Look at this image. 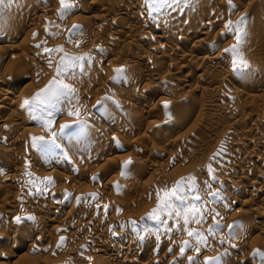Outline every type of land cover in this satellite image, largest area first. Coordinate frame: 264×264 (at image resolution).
<instances>
[{
  "label": "rangeland",
  "instance_id": "obj_1",
  "mask_svg": "<svg viewBox=\"0 0 264 264\" xmlns=\"http://www.w3.org/2000/svg\"><path fill=\"white\" fill-rule=\"evenodd\" d=\"M97 1H98V3H97ZM101 1H103V0H101ZM203 1H205V0H203ZM208 1H211V4ZM212 1H214V3ZM239 1L235 0V2H238L237 4L240 3L242 6L238 5L239 6V9H238L237 8L238 6H236L237 4L233 0L232 1L233 9H232L228 3V0H216L217 3H215V0H207L206 2H208V3H206V4H208V6H207V8H205L206 12H205L204 18L207 17V12H208V16H209L210 13H212L211 11L214 10V8H217L219 6L220 7L223 6L222 8H220V7L217 8V10H219L218 12L223 11L222 12V18L224 20L221 17L217 18L218 16H221V12L219 14L217 12H215L216 14H218L216 17L217 19L215 18L217 21V22L215 21L217 23V26L208 28L204 25L205 30L203 29V31H202L203 33L194 36V38L191 39V43L189 42L187 45L190 46V44H194V45L195 44L196 45L201 44L200 41H202L203 46H204L206 43H208V41L209 42L212 41V42H214V45H215L214 46L215 51H218L224 55V56H222L223 60L225 61V62L223 61L224 64L229 63L228 65H231L230 56L226 53H223L224 52L223 50L225 48L230 47L232 44H234L235 40L233 38V35L230 32H228L227 29L225 30V27H223L225 25H223V24H225V22L227 23L228 21H232V20H234L233 22H235V21L239 20V18L241 16H246V18H247L246 19V29H247V26H249L250 28L248 27V29H251V30L253 27V30L251 31L253 34L250 35L251 32L247 33V36L245 38V43H244L245 45L243 44L241 50H242L244 58L248 62L250 61L249 63L251 65V68L249 70H247L243 73H241L240 71H237V73L239 75L236 73V75L232 76L233 78L232 77L230 78V76H225V78H224V73L222 74L220 71L212 70V63L210 64V62H207L208 63L207 64L204 61L200 62V60L198 58L199 56H197L196 58L193 59L194 62H192V63H194V65H195L194 66L192 64L193 67H190L191 65H189V66H187V64L185 65V62H184V65H183V63L180 64V66L183 65L184 67H181L182 72L180 73V76L178 74L179 77H177V80L174 81V85L176 84V86L173 87L175 89V91L171 87L173 84L170 87L169 86L166 87V85L164 86L165 82H163L164 78L160 79L162 76L165 77L163 74L165 73V75H166V72H167V71H164V70H167L166 67H162V69H161L162 72L160 71L161 74H159L160 78L157 79V81L150 79V80L144 82L146 84L145 88H142V87L137 88L138 91L132 90L134 92H131L130 90L132 88H131V81L130 80L131 79L133 80L134 77L136 78V76H134L135 75L134 73L139 74V72L141 73L142 71L151 69L153 65L150 63L151 66L149 65V67H148V65H146L145 67H141V70H138L136 72L134 70L133 72H131V73H133L134 77L132 76V74H130V75H128V80L126 82H122L120 84V86L115 85L116 83H114L112 80V77L114 75L113 69H115L117 67L116 64L118 66L122 64V61H123L122 57H119L121 59L116 60L117 63L109 64L108 66L105 65L106 64L105 60H106V56L110 52H113V51L116 52L118 49L120 50L121 45L118 43L116 45V43H115V45L117 47L119 46L117 48L113 42H110V45H109V43H108L109 41H107L105 43L104 42L99 43L100 41L97 42L96 40L93 41V37L95 36V34L96 35H98L100 33L105 34L108 31L111 32L112 30L116 29V27L114 25H113L114 28L112 27V25L110 26L111 27L110 28L108 26L109 24L107 25V23H104V22L99 20L100 16L103 15L104 13L112 12L111 11L112 7L111 8L109 7L111 9L110 10L106 6L105 9L107 11L104 9V12H103V8L100 7V4L102 3V2H100V0H96V2H94V0H91V1L90 0H78V6L74 10L73 14L62 20L57 15V10L59 8L58 0H56V2L54 3V6H56V7H54V10H53L54 12L52 11L53 13H51V12H48V13L38 12L39 9L42 10L44 8H47L48 3L45 0H29V1L28 0H11L9 6L12 7L13 13H7V15H4V17L0 18V22H1L0 23L1 24L0 25V41H1L0 46L4 45V44H6V45L8 44L9 46L12 47V46L19 44L20 38L22 40V38L24 39L25 37H27L25 39L28 40L29 42H32L36 45L39 43V45L42 44V45H44V47L42 45H40L41 47L38 48L35 45L32 48V51H28L30 54L27 53V50L24 52V50H22V48L20 50L18 49V51H15V52L11 50V52H12V53L10 52L11 54L14 53L13 55L16 54V55H19L20 57H22V55H23V57L25 58V59L23 57L20 58L21 60H23L22 61L23 63L20 62L18 64L14 63L13 61H12L13 63L10 64L11 62L9 61V58H8L10 55L7 53L1 54L3 56L0 55L1 56L0 57V79L8 82V84H11V82L14 81L13 83L15 84V81H18V79H20V77H21V79L23 78L22 79V81H23L22 86L26 87L25 89H26L27 93L31 94L33 96L37 91L44 88L48 84V82L53 79V77L55 75L56 63H57V61H59L60 57L64 53H68L70 55H76V54H74V52L71 53L70 51L71 50L72 51L77 50V52H78L79 50H83V48H82L83 46L84 47L86 46V48H84V50L87 49V51L89 52L88 54L93 57L92 62H91V66L89 67L90 69L89 68L86 69L87 70L86 74L78 75L77 79H75L74 81L73 80L70 81V83H72L74 85V87L77 89L78 100H79V103L81 104V106L80 105L79 106L82 108L84 106H87V105L92 106V104H93V106H95L96 102L100 99L103 101V106H105L107 108L109 107L112 109L115 108L114 110H116V111H118L120 109V107H123V108L125 107L126 110H128V112H127L128 119H130L132 117H136L139 114V112H141V111L145 112L147 110L150 113V118L147 119L146 121L148 124L150 122H151V124L153 123L152 126H151V124L149 126L153 127L154 129L152 128L153 129V130H151L152 133L150 132L151 128L146 130L145 128L148 125H146L147 123H145V122H144V124L138 123L137 124L138 126L137 125L132 126V122H130V120H129L130 124L129 123L127 124V125H129L128 126L129 128L127 126H125V128L120 127V126H117V127L115 126L116 127L115 128L114 127L115 124L114 125L112 124L113 118H109L110 114H109V117H105V116H107L106 113L104 111H101L102 114H104V115L102 118H100L98 123L95 125V126L98 125L97 127H95L96 129L95 130L93 129V131H92V133L95 131L93 134L94 135L93 136L94 141L97 140V141L102 142V141L107 140L108 143H110V146H111L110 148L115 149L117 155L119 154L118 156L121 158L120 159L118 157L120 159V160H118V161H120V162H118L119 164L122 163L123 161H127L126 158L129 157V159H130L133 156H136L137 154H140L141 156H143L145 158V160L147 161L145 166L140 165L141 167H136L135 171H125L126 176L124 175L121 177L120 176L116 177L114 171L116 170V168H118L117 167L118 164L107 165V163H105V161H104V160H106L107 157H99L100 156L99 153H98L99 156L97 157L98 154L96 152H92V151L83 152V154L81 152H80V154H78L75 151L72 153L73 148H74V146H73V147H71V149L69 148L71 150V153L73 154L71 156L68 155V153L65 152V150H62L60 152L61 153L60 160L63 163L65 162L68 164V165H66V168L64 170H60V169L57 170L51 166L48 169H44V167L46 166L45 162L41 163V164L39 163L40 165L38 164V162H33V164L30 166V168H29V166L27 167V168H29L28 169L29 172L30 173L33 172V173H31V175H30L31 177L28 175L26 176V180H27L26 182L28 183L29 181H32L33 183L27 184L26 182H24L27 185H24V183H21V182L18 184L14 183V184H12V187H11L12 190L10 189V191L8 192L7 190L4 189L3 186H5L6 184H9V182H3V183L0 182V186L3 185L2 187H0L1 188L0 189V200H1L0 202H5L7 199L8 201H6V202L15 201L16 204H20L21 201L28 194L29 195H35L36 194L35 196L39 197V198L43 197L42 199L40 198V200H42L41 202L44 204L41 206L40 210H38L39 213H37V215L35 216L37 218V222L35 225L37 229H39L41 231L46 229V226H45L46 223L44 224V221H46V219H48V220L51 219V217L53 216L52 212L57 207H58L57 208L58 210L56 209L58 211L57 218L59 217V219L56 218V220H58L56 222H57L59 228H60V226L63 227V230L60 231L59 233H57V234L55 233L53 235L51 233L50 239L49 238L45 239V241H43V242H46V241L47 242L42 244V241H40V238L38 236V235H41L40 233H37L38 235L35 234L36 236L35 235H33L32 237L28 236L31 239L27 238V235H25V232H27L26 229L29 228V226H31L32 224H34V223L30 224L28 222L29 219H25L26 216L31 213L29 211L30 210L29 207H25V209H22V211H20L21 214L19 216L22 218V220H21L22 224L21 225L23 227L19 226V227H16V229L13 226H10L9 222H10L11 218H9L6 213L4 214L3 212H1L0 213V237H1V235H4L8 239L5 240L4 242L0 241V263L3 261V259L1 260V258H3L1 255L4 256L5 254L9 253L10 249H11V251L13 249L15 251H13V252L10 251V252L12 254H14L13 255L14 259H12L10 264H87V262H88L87 260L89 258L93 259V264H103V263L106 264L110 260L107 257L102 256L101 254H99L93 250L94 245H93V243L88 242V240H86V238H85L86 235H84L85 234L84 231L85 232L90 231L89 233L90 234L92 233L93 237L101 240V242L105 241L107 246L116 245V244L119 245L121 238L120 237L118 238L116 235H114L115 236L114 237L113 233L115 232V234H116L117 232H120L121 234L124 233L126 235H129V234L136 235L135 232H133L131 226L128 225V222L130 220H136L139 222L142 217H145L156 206V195H155V193H156L157 188L163 189L165 187H171L177 180H180L182 177H188V176H195L196 181L199 183L201 188H203V182L206 180H209V176L207 173V165L209 163H211L214 170L216 171V172L214 171V175L217 178V183L214 185V187L220 188L222 185L224 199H223L222 203L211 205L210 207L215 208V210L217 212H219L220 215L223 217V220H221V223L224 225V227L226 226L225 231L227 229V223L228 224L236 223V221L239 220V217L241 219L243 216H245L244 213L247 214L248 211L251 212V214H249V215L247 214V216H245V217H247V220H245L246 218L244 219V217H243V219H242L243 222L241 220L238 221L240 224L243 223V231L241 233H243V232H244V234L246 233V237L240 241H238V239H234V240L230 241L229 243H225L223 245L218 243V239H214L212 237H209L208 238V245L209 246L207 248L202 247V249H201L202 251L200 252L199 256H197L196 253L192 249H189L185 253L184 257H180V255H179L180 245L179 244H181L183 239H188V237L184 233L173 232L171 234V237H172L171 239L168 238V235L160 233L159 234V237H160L159 240H157L156 234L145 233L144 234V240H143L144 245L146 243H148V244L145 245L146 247L143 245V249H142L143 259L145 260L146 257H144V256H147V254H149L148 256H152V257L154 256V258H156L160 261V262L158 261V263H156V264H167L166 261L168 260V258H172L171 264H189V262L187 260V256H189V255L193 256L194 255L193 256L194 257V264H204V257L219 256L220 255L223 257L222 258V264H238V263L239 264H254L253 258L250 261L249 257L247 258L244 256L247 253L248 254L250 253V251H248V250H250L249 244H252L251 246L254 245L255 247H258L259 249H263V248H261V246H264V241H262V240H264L262 238L263 236L257 235L256 232L259 228H261L260 227L261 225L262 226L264 225V203L258 201L259 198L255 201H253V203H251V200L250 199L248 200V198H251L250 197L251 195L249 196V193L254 192L255 191L254 189H257V187L259 188L260 185H261V187H262V185L264 187V180H263L264 177H263V179H262V176L259 177L260 174H262L264 171V157L262 159L261 155H263V154L261 153L260 149H255V150L253 149L254 152L252 153V151H250L251 145L248 142H246L245 140L243 141V139H241V141H239V142L234 141V142H238L237 146H234V148H237V149L234 150L235 152L233 151L234 153H236L235 154L236 156H235V159H230L229 153H230L231 149L228 148V147H230V143H228V142L230 140L236 139L237 132L238 133L241 132V134L243 135V136L241 135V137H247L248 138L249 134H250V136H254V135L258 136L260 134V132L251 131L250 129H248V127L251 124H255V123L262 124V123H264V92H263L264 91V85H262V84H264L263 83L264 82V41L263 40L264 39H262L264 37L255 35L257 33L256 31L264 30V21L262 22L263 13H264V0H261V1L256 0L258 3H254L255 5L253 3L250 4V2L247 0L240 1V2ZM245 2H247V3H245ZM248 2H249V4H248ZM91 3H93V4H91ZM220 3H222V4L220 5ZM33 4H35V5H33ZM209 4L210 5L214 4L217 7L212 5L211 6L212 8H211V7H209ZM233 4H234V6H233ZM228 6L232 10L229 9ZM234 7L236 9H234ZM209 9H213V10L210 11ZM220 9H224V10H220ZM257 10H260V11H257ZM34 11H35V14H34ZM193 11H195V14ZM193 11H192L193 16L198 15L199 10L198 11L193 10ZM23 12H24V14H27V15L29 14L30 17L31 16L33 17V15H34V17H33L34 21H33V19H31L33 21L32 22L29 18L28 19L29 23L26 21V25L30 24V22L34 23L35 25L34 24L32 25V23H31L30 25H32L34 28L32 26H30V27H27V29L33 28V29H31L32 31L29 30V32H28V30H27L26 32L23 33V35L21 34L20 36H22V37L19 36L20 37L19 38L18 35L14 34L13 32H15L14 30H18L19 27L21 29L23 27L22 24L25 25L24 21L27 20V18H25L24 21H22L19 19L20 17H18L19 14H22ZM41 13L43 16L41 15ZM223 13H225V15H223ZM230 13L231 14L233 13L234 16H233V14L231 15ZM8 14H9V16H8ZM16 14H18V15H16ZM177 16H179V15H176L174 18H176ZM226 17H227V19H226L227 21L225 20ZM123 18H124V16H123ZM177 18L179 20V17H177ZM204 18H201V19L204 20ZM256 18H258L259 21ZM96 19H98V20H96ZM206 19L204 21L200 20L202 22L201 26H203V23L206 22ZM218 19L219 20L222 19V20L219 21ZM180 20H182V19L180 18ZM6 21L7 22L10 21V22L7 23ZM222 22H224V23H222ZM17 23H19L20 25H18ZM73 24L80 25V29L78 32L79 35L77 34L76 36L73 37V43H69L68 42V39H69L68 29H70ZM250 24H251V26H250ZM15 25L17 27H15ZM214 25H216V24H214ZM2 26H3V28H2ZM46 27H47L48 31H45ZM11 28H12V30H11ZM36 28H37V30H36ZM222 29H223V31H222ZM254 29H256V30H254ZM83 30H85V31H83ZM4 31L5 32L7 31V33H5ZM59 32H61V33H59ZM220 32H222L223 34H219ZM224 32H225V34H224ZM254 32H255V34H254ZM34 33L36 34L35 37H34ZM82 34L87 36V37H84ZM106 34H109V33H106ZM248 34H249V36H248ZM7 35H10V36H7ZM24 35H26V36H24ZM177 35H178V33H177ZM77 36L78 37L82 36L83 38L87 39V40L84 39V42H85L84 45H83V42L81 43L82 45L79 44V49L75 45V41L77 39ZM216 36H218V37L215 39L214 37H216ZM123 39L124 38L122 37L121 40H123ZM192 42H194V43H192ZM93 43H95V44H93ZM49 44H51V45H49ZM92 45H94V47L96 45V47L94 48ZM46 46H48L47 48H50V49H55L58 46H63L64 51L63 52H51V53L46 54L45 52L43 53V51L41 50V48L42 49L46 48ZM49 46H52V47H49ZM87 46L90 48H88ZM144 48L149 51V49H147V48H151V46L150 47L142 46V49H144ZM39 50L42 52H40ZM109 50H110V52H109ZM132 50L134 51V49H132ZM20 51H21V53H20ZM139 51H142V50L134 51L135 54L130 52V54L127 58L129 59L134 55L129 60H137L139 58V55H140V53H138ZM31 53H33V54H31ZM39 53L46 54L45 56L48 55L50 58H52L53 63H52L51 67L47 66V68H46V65L45 66H42L39 64L37 65V58L38 57H36L35 55H37ZM166 53L168 54L169 52H165L164 55H167ZM24 54L27 56H25ZM169 54H168V56H169ZM2 57H4L3 58L4 61L2 60ZM254 60H255V62H254ZM252 61H253V63H252ZM97 63L102 64L104 66L103 67L102 65L101 66L99 65L100 68L103 69L102 72L100 71V68L98 67L99 70L97 68L98 72L96 73L97 70L95 69L94 66H92V65H96ZM201 63H203V64H201ZM147 64H149V63H147ZM209 64H210L211 68H208V67H210ZM255 65H257V66L255 67ZM29 67H32V68H29ZM189 67L192 69H190ZM163 68H165V69H163ZM197 68H199L198 69L199 75H200V73H203V71L205 72V73H203L204 77H206L205 80H204V78H202L205 83L201 82L202 79H196L194 77V73H195L194 70L196 71ZM258 68H260V69H258ZM110 69L112 70V72ZM93 70L95 71V73H93ZM157 70H158V68H157ZM3 71H4V73H2ZM7 71H9L10 74L8 75L7 80H6V78L4 77L5 76L4 74H6ZM155 71H156V68H155ZM37 73H39V74H37ZM91 73H93L94 75ZM40 74H43V75H40ZM189 75H190V77H188ZM203 75H201V76L203 77ZM131 76H132V78H130ZM32 78L33 79L35 78L36 81L34 80V82H32ZM179 78H181V80L187 79L189 81V83L187 85H180V83H179L180 79ZM220 78L222 79V82H223V83L221 82V84L227 85V86L221 85L220 88L223 91L220 88L219 89L222 92L218 89L215 91V93L217 92L216 94H214V92H212L211 94H209L210 92H208V93L203 92L202 93L203 89L206 88V86L211 84L210 83L211 81H213L214 79L215 80L218 79L220 81L221 80ZM246 78H248V79H246ZM37 79L38 80L41 79L40 81H42V82L38 81ZM226 79H228V80H226ZM200 82L202 83L203 87L201 86ZM254 82H256V83H254ZM127 83H129V84H127ZM198 83H200V84H198ZM230 84L231 85L233 84V85L231 86ZM250 84H257L258 86L260 84L261 86H263L262 87L263 90L258 89L257 87L256 88L258 90L256 88H253L251 90L246 89V87H248ZM129 85H130V87H129ZM195 85L196 86L199 85V86L196 87ZM177 86H179V87H177ZM194 86H195V89H194ZM164 87H165V89L169 87L167 89L168 91H165ZM199 87L202 91L199 89ZM227 87L228 88L230 87L231 90H230V88L228 89ZM161 88L163 89V92L160 91V90H162ZM177 88H180L182 90V92H178V91H180V89H177ZM7 89H5V91ZM83 89L85 91H87V96L83 97V95H81L82 96L81 97L79 94V91H81ZM192 89L193 90L199 89V90L193 92ZM240 89H242V90H240ZM247 90H249V91H247ZM5 91H3V93ZM186 91L188 92V97L184 100L185 102L177 101L181 104V106L180 105H178L176 107L174 106V108L169 107V109H167L168 115L166 116L165 109L163 108L164 102L167 101L168 99L170 101L171 100L174 101L175 97L173 98L171 96H173L174 94H175L174 96H176V93L181 94V93L186 92ZM198 91H200L202 94L200 95V92H198ZM233 91H235V92L233 93ZM238 91H240V93H241V91L243 92L242 96L239 94H236V92H238ZM134 94H135V96H134ZM178 94H177V96H179ZM207 94H208V96L210 95V97H213L215 100H217V101L219 100V102L221 101L220 103L230 106L233 109V111H235L234 109H236L235 114H237V115L239 114V115L236 116V115H229V114H221L220 116H216V113L214 111L209 110V109L208 110L206 109V111L203 110L204 112L201 111L199 113H197L195 111V113L190 115V113H188L187 109H193L197 105V103H201V102H198V100H200V97H202L201 101L203 102V100H205L203 97L205 95H206L205 97H207ZM233 94H235V95L233 96ZM125 95H128V96H125ZM138 95L139 96L141 95V96L139 97ZM249 95L251 98L249 97ZM105 96H111L113 98V100H111V101L110 100H103V98ZM145 96H146V98H144ZM119 97L122 100L120 99V101H118ZM129 97H131L130 100H129ZM136 97H137V99H136ZM210 97H208V98H210ZM143 98H144V100H143ZM113 101H115L116 103H113ZM122 102L125 103L126 105L123 104ZM182 103H184L183 105L186 106L187 108L183 107ZM82 105H84V106H82ZM176 105H177V103H176ZM142 106H144V108ZM95 107H97V106H95ZM177 107H178V110H177ZM180 107L181 108L183 107L182 108L183 110H181ZM82 108H81V111L83 112V110L86 109V107L83 110H82ZM123 108H121L120 111H122ZM185 108H186V110H184ZM257 108H258V110H256ZM237 111H238V113H237ZM8 113L10 114L9 111H5L4 113H0V117L3 119V118H5V116H8V115H6ZM83 113H82L83 118L82 117L81 118L82 119L85 118L88 121V124L92 123L91 118L93 116L90 117L91 115H88V112L86 113V111H85V114H83ZM24 114L28 115V117L30 118L32 123H30V125L28 124L27 126H25V128L27 127L26 130H28V131L25 134V136L23 137L24 138L23 140H20V139H22V135L20 136L19 135L20 133H18L24 129V127H22L23 125H22L20 120L16 119L13 122V126L16 127V124H17V126L19 127L17 129V131L15 130L17 127L13 128V126H11V128L6 126L2 129L3 130L2 135H3V137L4 136L5 137L3 138L2 135H1L2 138L0 137V139H1L0 140V169H1L0 171H2V173L5 175L7 173L8 174L12 173L11 171L13 169V167L10 168V166H12V165L7 164L8 160H7V162L5 161V159H7L5 157H7L8 155H7V152L4 150L7 149L6 148L8 146L7 143L10 142V141H8V139L11 140V138L13 139V138H16L17 136H18V138L20 137V139L17 138V142H19V143H17V146L15 145V147H17L20 151L19 152L20 157L17 159L16 158L14 159L15 162L18 160L17 164L20 165V162H19L20 158L23 157V159H24L25 158L24 156H26L28 154V150L31 148L34 149L31 146L32 145L31 137H33V136H47V133L44 131V129L41 126L40 120L33 119L34 113H32L28 110ZM130 115H131V117H129ZM152 115L156 116V118H154ZM160 115L162 118L160 117ZM188 115L191 116L192 118L189 117ZM164 116H165V118H164ZM195 116H198V117H195ZM221 116H223V117H221ZM240 117L242 120L240 119ZM217 118H218V120H217ZM128 119H127V121H128ZM184 120L186 121V123ZM179 121H180V124H179ZM182 121H184V122H182ZM58 123L59 124L72 123V118H69L64 113H56L54 116V129L53 130L57 129V126H58L57 131L59 130V124ZM178 124H179V126H178ZM207 124H211L214 127L213 133L212 132L209 133V136H208V133L203 132L201 135V132L205 130L203 128ZM226 125H228V126H226ZM111 126H113L116 130H117V128H121V129H120V134L118 133L119 135L117 134V132H119L118 131L119 129L117 131H114V133L116 132V134L118 136L115 134L116 135V136H114L116 138L115 141L113 140V136L111 138H109V140L111 139L110 140L111 142H110L108 140L109 135L108 134L106 135V131ZM130 126H131V128H130ZM180 126L183 128H181ZM20 127H22L23 129H20ZM137 127H138V129H137ZM238 127H241V128L245 127V128H243V131H242V129H240ZM30 128H32V129H30ZM122 128H124V129L128 128L129 130H128V132L124 131V130L122 131ZM201 128L203 130H201ZM231 128H233V129L231 130ZM102 129L103 130L105 129L106 131L105 130L103 131ZM30 130H32V131H30ZM144 130H146L145 132L148 135V137L146 139V136H145L144 140H141V137H138V136H141V134L139 135V133L144 132ZM147 131H149L152 135L149 132L147 133ZM90 133L91 132L86 133L87 137H86L85 141H87V142L91 140L90 139ZM96 133L98 134V137H97ZM122 134H125V135L127 134V135L126 136L123 135V137L125 136V138H123L121 136ZM188 134H190V135H188ZM149 135H151V136H149ZM95 136H96V138H95ZM155 136H156V138L154 139ZM137 137L140 138V140H141V141L139 140V143L141 142L140 144L138 142L136 143V141H138ZM148 138L150 139V141H148L149 140ZM122 139L124 140V142L126 141L125 143L127 144V145L124 144V147L122 144V143H124ZM176 139L178 140V142H180V146H177V147L174 146L175 148L174 147L171 148L169 145L172 144L171 146H173V143H177V142H174ZM152 140H154V141L152 142ZM116 141L119 142V145H117ZM142 142H143V144H142ZM222 142H223L224 151L221 152L219 156H216L214 160H211L210 158L213 156V154L216 153L221 148ZM56 143L57 144L60 143V137H57ZM178 145H179V143H178ZM152 147L155 149H153ZM122 148H124V149H122ZM228 151H229V153H227ZM132 152H134V153H132ZM190 152H191V154H190ZM58 153L59 152H57V154ZM95 153H96V155H95ZM250 153L253 154V156L257 157L258 159L254 158V157L253 158L249 157ZM65 154H66L67 158H65ZM69 154H70V151H69ZM77 154L79 156H74ZM168 154H170V155H168ZM120 155H122V157ZM165 155H168L169 158H166L168 156H165ZM3 157H4V159H3ZM259 157H261V158H259ZM11 158H12V156L11 157L9 156V160ZM73 158L75 161L77 160V162L79 163L80 169H77L79 167V165H78V167H76V165L71 164V161H72V163H74ZM2 159L4 162L2 161ZM14 160H12V161H14ZM243 160L251 161V163L253 164L252 166H254L255 168L252 167L253 169H250V167L247 166L245 168V170L243 169V171H241V172H239V171H233V172L231 171L230 172V171H227L224 169V166H225V168L228 167L229 163L233 164L232 166H234V165L237 166L238 164H236V163H239V162L243 163ZM1 161L3 163H1ZM37 161H38V159H37ZM84 162L86 165H84ZM17 164L14 163V165H15L14 167L19 166ZM83 165H84V167H83ZM245 165H248V164H245ZM74 166H75V168H74ZM159 166H160V168H159ZM221 166H223V167H221ZM81 167H83V168H81ZM8 170H9V172H8ZM44 170H46V171L50 170L51 172H53V173H51L49 171L47 173H51L50 174L51 178H53L55 176L53 178L54 180L57 177L56 174L58 176H62V174L64 176L66 175L65 177H69V176L73 175V176L69 177L70 180H71V178H72V180L71 181L69 180L70 182L66 181L67 183H65L64 182L65 180L63 178L60 177V179H62V180H60L57 177L59 179V180L57 179V181L60 183H58L57 181L54 182V180H52L53 184H56V182H57V185H55V186H52L50 184L47 185L46 184L47 182L40 183L41 180L43 181V178L39 179L38 175L41 172H46ZM55 171H57V172H55ZM78 171H79V173H78ZM248 171H249V173H248ZM259 171H260V174H259ZM29 172H27V173H29ZM54 172L56 174H54ZM71 172H72V174H71ZM243 172H245V173H243ZM52 174H53V177H52ZM243 174L246 175L247 181H249V182H247L249 185L248 187L251 189H249L247 187V185H245V187H244L245 189L237 191L235 188H233L232 190L234 193L233 192L232 193L231 192L224 193V191L227 190V188H229L231 186V183L235 180H238V178L241 177ZM36 175H37L36 178H38V179L34 178ZM93 177H96V179L93 180L92 179ZM82 178H84V179H82ZM219 179H221V180H219ZM38 180H40V181H38ZM250 182H253V183H251L252 185L250 184ZM20 184H22V185H20ZM61 184H63V185L61 186ZM117 185H118V187H117ZM49 186L50 187L52 186V187L50 188ZM37 187L40 189V191L36 190ZM45 187H47L46 191L44 190ZM54 189H56V190H54ZM66 189H68V190H66ZM234 189L236 192L234 191ZM57 190H60L61 192L59 191V194H58ZM51 191L52 192L54 191L53 193H57L58 196H57V194L52 195ZM66 192L72 194L68 199L64 198V194ZM91 193L97 194L96 199L93 200L90 197L89 194H91ZM228 193H230V195ZM42 194H43V196H42ZM149 194H151V198H149ZM75 197H82V199L78 202L75 199ZM37 200H38V198H37ZM247 201H250L251 204H249ZM87 202H89V203H87ZM246 202L248 204H246ZM57 203H59V204L57 205ZM6 204H8V203H6ZM14 204H10V206H13ZM105 204L108 205V209L106 210L108 213L105 212V209L103 207ZM225 204L227 205V207L224 206ZM96 205H99V207H97ZM59 207H61V209ZM10 209L11 208H9L8 211ZM118 210H119V212H118ZM252 210H254V211H252ZM255 210H256V212H255ZM65 211L66 212L68 211L69 213L67 212L68 213L67 214V213H65ZM240 212L242 214H240ZM259 214H260V216H259ZM38 219L40 221H38ZM236 219H238V220H236ZM62 220H63V222H66V223H64L65 226H63ZM208 221H209V219H208ZM74 222H76L79 225V227L81 226L79 228L80 231H79V229H77L79 232L75 229L68 231L69 233L64 231V228L66 227V225L68 226V225H70V223L72 224ZM209 223H206L203 226L190 225V227H196L199 230L203 231V230L207 229V227H208L207 225ZM37 225H39V226H37ZM122 226H124V227H122ZM84 228L87 229V231ZM119 228H120V230H119ZM60 229H62V228H60ZM72 231H75V233L74 232L71 233ZM67 233H68L69 238L67 237V235H65ZM70 233L72 235L74 234L75 236H73V237L71 236V238H70ZM241 233L239 230H237V235H239ZM124 234H123V236H125ZM255 234H256V236H255ZM61 235H62V237L64 236L65 240L63 241L62 246H60L61 248H59V247H57V245L60 243L59 237H61ZM83 235H84V237H83ZM33 237L35 238V240H36V237H38L39 239L37 238V240L40 241L41 244L38 243L36 245L37 241L35 242L34 240H32V239H34ZM26 238H27V240H26ZM111 238H113V239H111ZM146 238H148L149 240ZM150 238L153 240L155 239L154 240L155 245H157V244L162 245L163 243H165L166 245L169 246L168 249L172 248V252H169L168 249H167V251H164V252H163V250H160V252H158L159 254L158 253H152L153 254L152 255L151 251H152L153 247L150 245L151 241H152ZM33 241H34V244L38 248L37 247L34 248L35 245L33 246ZM178 241H179V243H177ZM30 242H32L31 248L28 247L29 245H31ZM48 242H49V244H48ZM11 243H13L12 247H10ZM230 244H235L239 247L243 246L242 247L243 249H241V251H239L241 253L237 252V254H239V255H237L236 257L230 255L229 256L230 258H229L227 256V252H229V250L231 251L233 249V247H231ZM41 245L42 246L44 245L45 247L43 246V249H41ZM46 245L48 246L47 248H46ZM254 246L252 248H254ZM9 247H10V249H9ZM51 247H52V249H51ZM74 248H76V249H74ZM246 248H248V249L245 250ZM258 248H256V249H258ZM16 249H17V251H16ZM38 249H40V250H38ZM69 249L71 250V252ZM67 250L70 252V253H68L69 255L66 254ZM72 252H73V254H72ZM225 253H226V255H225ZM240 256H243L244 258L242 257L243 258L242 259ZM238 258H240V259L238 260ZM245 259H247V261ZM241 260H242V262H241Z\"/></svg>",
  "mask_w": 264,
  "mask_h": 264
},
{
  "label": "bare ground",
  "instance_id": "obj_2",
  "mask_svg": "<svg viewBox=\"0 0 264 264\" xmlns=\"http://www.w3.org/2000/svg\"><path fill=\"white\" fill-rule=\"evenodd\" d=\"M29 1V0H28ZM45 1H47V3H48V6H47V8H44V9H42V10H40L39 8V11L38 12H42V13H48V12H51V13H53L54 11V7H56V6H54V3L56 2V0H45ZM91 1V0H90ZM104 1V2H103ZM103 1H101L100 0V2H102L101 4H100V7L101 8H103V12H104V9L106 8V6L109 8H111L112 7V12H106V13H104L103 15H101L100 16V18H99V20L100 21H102V22H104V23H107V25L110 27L111 25H112V27H113V25L116 27V29L115 30H112L111 32H106V33H109V34H106L105 32V34H98V35H96L95 34V36L93 37V41H100L99 43H101V42H107V41H109L108 43H109V45H110V42H113L114 43V45H115V43H116V45H117V43L118 44H120L121 45V49L119 50H115L116 52H110V50H109V54L106 56V60H105V65L106 66H108L109 64H115V63H117L116 62V60L117 59H121V58H119V57H122V64L121 65H117L116 64V68H119V67H123L125 70H126V75H127V77H128V75H130V74H132V76H133V73H131V72H133L134 70H135V72L136 71H138V70H141V67H145L146 65H148V67H149V65H150V63L153 65L152 66V68L151 69H148V70H145V71H142L141 73L139 72V74H137V73H134L135 75L134 76H136V78L134 77V79L132 80H130L131 81V92H134V91H138L137 90V88H145L146 87V84L144 83V82H146V81H148V80H156L157 81V79H159L160 78V76H159V74H161L160 73V71H161V69H162V67H166V69L167 70H164V71H167L166 72V75H165V73L163 74L165 77H161L160 79H162V78H164V81L163 82H165V84H164V86L166 85V87L167 86H171L172 84V89H174L173 87H175L176 86V84L174 85V81L175 80H177V77H179L180 76V73L182 72V68L181 67H184L183 65H184V62H185V65L187 64V66H189V65H191L190 67H193L192 66V64L194 65V63H192V62H194L193 61V59L194 58H196L197 56H199L198 58H199V60H200V62H205V63H207V62H210V64L212 63V70H216V71H220L222 74L224 73V78H225V76H230V78L233 76V75H236V73L237 72H233L232 70H231V65H228V64H224V60H223V57L222 56H224L222 53H220V52H218V51H215V45H214V42H209L208 41V43H206L204 46H203V43H202V41H200L201 42V44H190V46L189 45H187L189 42L191 43V39L192 38H194V36H196V35H199V34H201V33H203L202 31H203V29L205 30V28H204V25L206 26V27H215V26H217V21H216V19L217 18H222V12L223 11H220L221 12V16H218L217 17V15L220 13V12H218L219 10H217V8H219V7H217L216 5H214V4H212V5H214V6H216L217 8H214V10L213 9H209L210 11L211 10H213V11H211L212 13H210V15L208 16V12H207V17H205L204 18V16H205V12H206V9L205 8H207V6H208V4H206V3H208V2H210V4H211V1H208V2H206L207 0H205V1H203V0H192V3L190 4V5H188L186 8H185V10L183 11V12H173V13H171V15H167L166 16V18H164V19H162V20H160L159 22H157V21H154V20H152L151 18H149L145 13H144V7H143V4H142V0H103ZM233 1V0H232ZM239 1V0H238ZM240 1H244V0H240ZM239 1V2H240ZM247 1H249L250 2V4H254V3H258L256 0H247ZM261 1V0H260ZM94 2H96V0H94ZM213 3H214V1H212ZM234 2H235V0H234ZM249 2H248V4H249ZM44 3V2H43ZM97 3H98V1H97ZM215 3H217L216 2V0H215ZM236 4L238 3V2H235ZM245 3H247V2H245ZM13 4V3H12ZM58 4V3H57ZM91 4H93V3H91ZM96 4V3H95ZM209 4V7H211L212 5H210ZM222 3H220V5H221ZM10 5V3L3 9V10H0V18L1 17H4V15H7V13H13V11H12V7H10L9 6ZM14 5V4H13ZM33 5H35V4H33ZM99 5V4H98ZM238 5H241L240 3L239 4H237L236 6H238ZM255 5V4H254ZM253 5V6H254ZM233 6H234V4H233ZM242 6V5H241ZM14 7V6H13ZM39 7V6H38ZM42 7V6H41ZM46 7V6H45ZM223 6H221L220 8H222ZM229 7V6H228ZM212 8V7H211ZM231 8L233 9V7L231 6ZM230 7H229V9H231ZM238 9H239V6L237 7ZM247 8V7H246ZM257 8V7H256ZM37 9V8H36ZM108 9V10H109ZM217 11H216V10ZM231 9V10H232ZM234 9H236L235 7H234ZM245 9V8H244ZM258 9V8H257ZM106 10V9H105ZM193 10H196V11H198L199 10V12H198V15H196V16H193V13H192V11ZM220 10H224V9H220ZM53 11V12H52ZM107 11V10H106ZM209 11V12H210ZM257 11H260V10H257ZM33 12V11H32ZM31 12V13H32ZM37 12V11H36ZM194 12V14H195V11H193ZM215 12H217L218 14H216ZM242 12V11H241ZM30 13V14H31ZM42 13H41V15H42ZM237 13V12H236ZM34 14H35V11H34ZM227 14V13H226ZM231 14V13H230ZM233 14V13H232ZM231 14V15H232ZM16 15H18V14H16ZM33 15V14H32ZM176 15H179V16H177V17H179V20H178V18L176 17V18H174ZM223 15H225V13H223ZM240 15V14H239ZM243 15V14H242ZM259 15V14H258ZM8 16H9V14H8ZM13 16V15H12ZM39 16V15H38ZM43 16V15H42ZM123 16H124V18H123ZM233 16H234V14H233ZM238 16V15H237ZM262 16V15H261ZM15 17V16H14ZM18 17H20L19 19L20 20H22V21H24V19L25 18H27V20H25L24 21V24L26 25V21L28 22V19L30 18V20L31 19H33V21H34V15H33V17L31 18L30 17V15L28 14H24V12L22 13V14H19V16ZM17 17V18H18ZM41 17V16H40ZM217 17V18H216ZM225 17V16H224ZM230 17V16H229ZM239 17V16H238ZM246 17V16H245ZM12 18V17H11ZM180 18L182 19V20H180ZM201 18H204V20L206 19V22L205 23H203V26H201L202 25V22L200 21V20H203V19H201ZM216 18V19H215ZM237 18V17H236ZM8 19V18H7ZM42 19V18H41ZM223 19V18H222ZM222 19H220V20H222ZM227 19V17L225 18V20ZM256 19H258V18H256ZM29 20V21H30ZM96 20H98V19H96ZM164 20V21H163ZM203 20V21H204ZM219 20V19H218ZM219 20V21H220ZM224 20V19H223ZM229 20V19H228ZM15 21V20H14ZM32 21V20H31ZM32 21V22H33ZM99 21V22H100ZM216 21V22H215ZM218 21V22H219ZM227 21V20H226ZM232 21H234V20H232ZM258 21H259V19H258ZM257 21V22H258ZM264 21V13H263V20H262V22ZM7 22V21H6ZM10 21H8L7 23H9ZM21 22V21H20ZM32 22H30V24L32 23ZM201 22V23H200ZM255 22V21H254ZM1 23V22H0ZM15 23V22H14ZM13 23V24H14ZM29 23V22H28ZM38 23V22H37ZM222 23H224V22H222ZM18 25H20L19 23H17ZM22 24V23H21ZM30 24H28V25H23L22 24V28L20 29V27H19V29L18 30H14L15 32H13L14 34H16V35H18V37L22 34L23 35V33L24 32H26L27 30H28V32H29V30H31V29H33L34 27L32 26L34 23H32V25H30ZM214 24H216V25H214ZM225 24H226V22H225ZM225 24H223V25H225ZM1 25V24H0ZM11 25V24H10ZM35 25V24H34ZM9 26V25H8ZM30 26H32L33 28H31V29H27V27H30ZM39 26V25H38ZM250 26H251V24H250ZM255 26V25H254ZM257 26V25H256ZM13 27V26H12ZM15 27H17L16 25H15ZM87 27V26H86ZM221 27V26H220ZM223 27H225V26H223ZM248 27L249 26H247V29H246V32L247 33H250L252 30H253V27H252V30L251 29H248ZM2 28H3V26H2ZM7 28V27H6ZM9 28V27H8ZM42 28V27H41ZM111 28V27H110ZM114 28V27H113ZM250 28V27H249ZM255 28V27H254ZM17 29V28H16ZM7 30V29H6ZM11 30H12V28H11ZM36 30H37V28H36ZM225 30H226V28H225ZM254 30H256V29H254ZM32 31V30H31ZM83 31H85V30H83ZM209 31V30H208ZM222 31H223V29H222ZM5 32V31H4ZM10 32V31H9ZM27 32V33H28ZM257 33L255 34V32H254V34L255 35H258V36H262V37H264V30H258V31H256ZM5 33H7V31L5 32ZM12 33V34H13ZM59 33H61V32H59ZM177 33H178V35H177ZM3 34V33H2ZM13 34V35H14ZM219 34H223L222 32H220ZM224 34H225V32H224ZM251 34H253L252 32L250 33V35ZM79 35V34H78ZM83 35V34H82ZM7 36H10V35H7ZM24 36H26V35H24ZM42 36V35H41ZM84 37H87V36H85V35H83ZM225 36V35H224ZM247 36V35H246ZM248 36H249V34H248ZM13 37V36H12ZM17 37V38H18ZM20 37H22V36H20ZM19 37V38H20ZM124 38L123 40H121V38ZM218 36H216V37H214L215 39L217 38ZM25 38H27V37H25ZM23 39L22 38V40H21V38L19 39L20 40V42H19V44H17V45H15V46H9L8 44V46L6 45V44H4V45H1L0 46V55L1 54H9L10 56L8 57L9 58V61L11 62L10 64H12L13 62L14 63H16V64H18V63H20V62H22L23 60H21L20 58H22L23 57V55H22V57H20L19 55H13V54H11L12 52H11V50L12 51H18V49L20 50L21 48H22V50H24V52L27 50V53L28 54H30L28 51H32V48L36 45V44H34V43H32V42H29L28 40H26V39ZM43 38V37H42ZM259 38V37H258ZM13 39V38H12ZM84 39H86V38H83L82 36L81 37H78L77 36V39H76V41L78 40L79 41V44H81L82 42H83V45L85 44V42H84ZM219 39V38H218ZM262 39H264V38H262ZM87 40V39H86ZM250 41V40H249ZM264 41V40H263ZM43 42V41H42ZM88 42V41H87ZM199 42V43H200ZM0 43H1V41H0ZM45 43V42H44ZM192 43H194V42H192ZM216 43V42H215ZM3 44V43H2ZM39 44V43H38ZM37 44V45H38ZM93 44H95V43H93ZM98 44V43H97ZM247 44V43H246ZM40 45H42V44H40ZM49 45H51V44H49ZM76 45V44H75ZM82 45V44H81ZM89 45V44H88ZM91 45V44H90ZM103 45V44H102ZM105 45V44H104ZM113 45V44H112ZM115 45V46H116ZM245 45V44H244ZM43 47H44V45H42ZM93 47H94V45H92ZM107 46V45H106ZM114 46V47H115ZM142 46H144V47H150L151 46V48H147V49H149V51L148 50H146L145 48V50L144 49H142ZM41 47V46H40ZM39 47V48H40ZM48 46H46V48H47ZM49 47H52V46H49ZM88 47V46H87ZM95 47H96V45H95ZM94 47V48H95ZM100 47V46H99ZM117 47V46H116ZM119 47V46H118ZM117 47V48H118ZM188 47V48H187ZM72 48V47H71ZM78 49H79V47H77ZM83 48V50H79L78 52H77V50L76 51H70L71 53H73L74 52V54H76V55H78V56H82V55H84V54H88L89 52L87 51V49H85L84 50V48H86V46L84 47H82ZM88 48H90V47H88ZM37 49V48H36ZM44 49V48H43ZM43 49L41 48V50L43 51ZM99 49V48H98ZM101 49V48H100ZM116 49V48H115ZM132 49H134V51H136V50H142V51H139L138 53H140V55H139V58L137 59V60H129V59H131V58H127L128 56H129V54H130V52H132L133 50ZM257 49V48H256ZM103 50V49H102ZM113 50V49H112ZM254 50V49H253ZM40 51V50H39ZM42 51H40V52H42ZM90 51V50H89ZM100 51V50H99ZM132 52L133 54H135V52ZM250 51V50H249ZM248 51V52H249ZM11 52V53H10ZM92 52V51H91ZM165 52H169L168 54H169V56H168V54L167 55H164V53ZM257 52V51H256ZM20 53H21V51H20ZM43 53H44V51H43ZM43 53H39V54H37V55H35L36 57H38L37 58V65L39 64V65H42V66H45L46 65V68H47V66H49V59H51V61H52V58H50L48 55L47 56H45L46 54H43ZM224 53V52H223ZM247 53V52H246ZM31 54H33V53H31ZM43 54V55H42ZM222 54V55H221ZM25 55V54H24ZM94 55V54H93ZM132 55V54H131ZM1 56H3V55H1ZM0 56V57H1ZM19 56V57H18ZM25 56H27V55H25ZM226 56V55H225ZM19 59H18V58ZM97 57V56H96ZM3 58L4 57H2V60H3ZM24 58V57H23ZM124 58V59H123ZM135 58V57H134ZM133 58V59H134ZM25 59V58H24ZM29 59V58H28ZM31 59V58H30ZM225 59V58H224ZM251 59V58H250ZM4 61V60H3ZM13 61V62H12ZM94 61V60H93ZM224 61V62H223ZM227 61V60H226ZM250 62V61H249ZM254 62H255V60H254ZM23 63V62H22ZM30 63V62H29ZM52 63H53V61H52ZM121 63V62H120ZM147 63H149V64H147ZM183 63V65L182 66H180V64H182ZM227 63V62H226ZM252 63H253V61H252ZM25 64V63H24ZM119 64V63H118ZM201 64H203V63H201ZM208 64V63H207ZM210 64H209V66H210ZM250 64V63H249ZM259 64V63H258ZM21 65V64H20ZM19 65V66H20ZM102 65V64H96V65H92V66H94L95 67V69L97 70V68L99 67L100 68V66ZM9 66V65H8ZM30 66V65H29ZM103 66V65H102ZM151 66V65H150ZM195 66V65H194ZM257 65H255V67H256ZM16 67V66H15ZM33 67V66H32ZM32 67H29V68H32ZM104 67V66H103ZM147 67V68H148ZM189 67V68H190ZM254 67V68H255ZM263 67V66H262ZM7 68V67H6ZM9 68V67H8ZM45 68V67H44ZM89 68V67H88ZM87 68V69H88ZM92 68V67H91ZM99 68H98V70H99ZM114 68V67H113ZM146 68V69H147ZM155 68H156V71H155ZM157 68H158V70H157ZM186 68V67H185ZM208 68H211V66L210 67H208ZM261 68V67H260ZM260 68H258V69H260ZM90 69V68H89ZM163 69H165V68H163ZM187 69V68H186ZM185 69V70H186ZM190 69H192V68H190ZM194 69V68H193ZM199 68H197V70L195 71L194 70V77L196 78V79H202V78H204V80H205V78L206 77H204V75H203V73H205L204 71H203V73H200V75L198 74L199 73V70H198ZM257 69V70H258ZM6 70V69H5ZM4 70V71H5ZM8 70V69H7ZM11 70V69H10ZM98 70L96 71V73L98 72ZM102 70L103 69H101L100 68V71L102 72ZM111 70V69H110ZM211 70V71H212ZM4 71L2 72V73H4ZM87 71V70H86ZM192 71V70H191ZM254 71V70H253ZM92 72V71H91ZM111 72H112V70H111ZM162 72V71H161ZM171 72V73H170ZM202 72V71H201ZM262 72V71H261ZM40 73V72H39ZM39 73H37V74H39ZM42 73V72H41ZM93 73H95V71L93 70ZM93 73H91V74H93ZM110 73V72H109ZM114 73V72H113ZM257 73V72H256ZM259 73V72H258ZM10 73H9V71H7L6 72V74H4L5 76V78H6V80H7V77H8V75H9ZM36 74V75H37ZM112 74V73H111ZM137 74V75H136ZM178 74H179V76H178ZM238 74V73H237ZM3 75V74H2ZM40 75H43V74H40ZM39 75V76H40ZM94 75V74H93ZM168 75V76H167ZM201 75H203V77L201 76ZM239 75V74H238ZM35 76V75H34ZM92 76V75H91ZM132 76L130 77V78H132ZM182 76V75H181ZM261 76V75H260ZM3 77V76H2ZM38 77V76H37ZM36 77V78H37ZM109 77V76H108ZM188 77H190V75L188 76ZM43 78V77H42ZM78 78V77H77ZM95 78V77H94ZM217 78V77H216ZM233 78V77H232ZM249 78V77H248ZM248 78H246V79H248ZM23 79V78H22ZM22 79H21V77H20V79H18V81H15V84L13 83V82H11V84H8V82H6V81H3L2 79H0V113H4L5 111H9L10 112V114L8 113V114H6V115H8V116H5V118H1L0 117V137H1V135L3 134V128L4 127H10L11 128V126H13V122H14V120H16V119H18V120H20L21 121V123H22V127H24V129L22 128V127H20V129H23V130H21V132H18V133H20L19 135L21 136L22 135V139H20V137L18 138V136L16 137V138H11V140L10 139H8V141H10L9 143H7L8 144V146L5 148L6 150H4V151H6L7 152V157H5V158H7V159H5V161L7 162V160H8V162H7V164L8 165H12V166H10V168L11 167H13V169H12V173H7L6 175L5 174H3L2 173V171H0V182H9V184H6L5 186H3L4 187V189L5 190H7L8 192L10 191V189H11V187H12V184H14V183H24V182H26L27 180H26V173L27 172H29V168H30V166L33 164V162H38V164L40 163H46L45 165V167H44V169H48L50 166L51 167H53L54 169H57V170H64L65 168H66V165H68L67 163H63L61 160H60V157H61V151L62 150H65V152H67L68 153V155H73L72 153L75 151V152H77L78 154H80V152L83 154V152H90V151H92V152H96L97 154L99 153L100 154V156H99V154L97 155V157L99 156V157H107L106 158V160H104L105 161V163H107V165H109V164H112V165H114V164H118L117 165V167L118 168H116V170L114 171V173H115V176L116 177H121V172L122 171H135L136 169V167H141L140 165H144L145 166V164H146V160H145V158L143 157V156H141L140 154H137L136 156H131L132 158H130L129 159V157L128 158H126L127 160H131V164L130 165H128L127 166V168L126 169H122V165L124 164V162L125 161H123L122 163H118V162H120V161H118V160H120L121 158L117 155V153H116V150L115 149H113V148H110L111 146H110V143H108V141L107 140H105V141H94V132L92 133V131H93V129L95 130L96 128L95 127H97V126H95L97 123H98V121L100 120V118H102L103 117V115L104 114H102V112H101V110H99L98 111V109H97V107H95V106H93V104H92V106L90 105V106H84V105H82V106H84L83 108H82V110L86 107V109H84L85 111H86V113L88 112V115H91L90 117H92L91 119H92V123H90V124H88L89 125V127H88V130H87V133L88 132H91L90 133V141H85L86 140V137H87V135L85 136V135H83V136H78V135H75V134H72L73 133V129H68V130H66L65 131V133L64 134H61L60 136H58V137H60V143H59V145H60V148L59 149H54L51 153H48V154H45V153H42L41 151H38L37 149H29L28 150V154L26 155V156H24L25 158L23 159V157H21L20 158V160H19V162H20V165L19 164H17V161L15 162V158L17 159V158H19L20 156H19V149L17 148V147H15V145L17 146V143H19V142H17V138L18 139H20V140H23L24 138V136H25V134L27 133V131L28 130H26V128H25V126H27L28 124L30 125V123H32L31 122V120H30V118L28 117V115H25L24 113L26 112V111H28V108H26V107H21V104H22V101L24 100V99H31L33 96L31 95V94H28L27 93V91H26V87H23L22 86ZM93 79V78H92ZM180 79V85H187L188 83H189V81L187 80V79H182L181 80V78H179ZM221 79V78H220ZM256 79V78H255ZM11 80V79H10ZM16 80V79H15ZM34 80H35V78L33 79L32 78V82H34ZM38 80V79H37ZM41 80V79H40ZM40 80H38V81H40ZM128 80V79H127ZM226 80H228V79H226ZM242 80V79H241ZM29 81V80H28ZM36 81V80H35ZM74 81V80H73ZM101 81V80H100ZM251 81V80H250ZM260 81V80H259ZM30 82V81H29ZM40 82H42V81H40ZM70 82V81H69ZM123 82V81H122ZM122 82H120V83H116L115 85L116 86H120V84L122 83ZM177 82V81H176ZM198 82V81H197ZM201 82H204L203 81V79H202V81ZM200 82V83H201ZM221 82H222V79L219 81L218 79H214L213 81H211L209 84L210 85H208V86H206V88H204L203 89V91L200 89V87H199V89L202 91V93L204 92H210L209 94H211L212 92H214V94H216L215 93V91L216 90H218L220 87H221V85H226V84H221ZM13 83V84H12ZM17 83V84H16ZM94 83V82H93ZM200 83H198V84H200ZM205 83V82H204ZM223 83V82H222ZM253 83V82H252ZM254 83H256V82H254ZM260 83V82H259ZM264 83V82H263ZM100 84V83H99ZM127 84H129V83H127ZM229 84V83H228ZM94 85V84H93ZM114 85V86H115ZM231 85V84H230ZM233 85V84H232ZM231 85V86H232ZM241 85V84H240ZM243 85V84H242ZM262 85H264V84H262ZM196 86V85H195ZM195 86H194V89H195ZM197 86H199V85H197ZM196 86V87H197ZM201 86H202V83H201ZM227 86V85H226ZM248 86V85H247ZM123 87V86H122ZM129 87H130V85H129ZM152 87V86H151ZM168 87V88H169ZM177 87H179V86H177ZM203 87V86H202ZM258 88V89H262V87L263 86H261L260 84H259V86L257 85V84H250L248 87H246V89H253V88ZM8 88V89H7ZM159 88V87H158ZM168 88H166L165 89V87H164V89H165V91H168L167 89ZM228 88V87H227ZM230 88V87H229ZM228 88V89H229ZM256 88V89H257ZM5 89H7L6 91H5ZM102 89V88H101ZM111 89V88H110ZM160 89V88H159ZM162 89V88H161ZM177 89H180V88H177ZM199 89H196V90H193V92L194 91H197V90H199ZM221 89V88H220ZM219 89V90H220ZM226 89V88H225ZM257 89V90H258ZM98 90V89H97ZM117 90V89H116ZM132 90H134V91H132ZM222 90V89H221ZM220 90V91H221ZM230 90H231V88H230ZM240 90H242V89H240ZM255 90V89H254ZM263 90V89H262ZM261 90V91H262ZM3 91H5L4 93H3ZM102 91V90H101ZM114 91V90H113ZM160 91H162L163 92V89L162 90H160ZM174 91H175V89H174ZM223 91V90H222ZM221 91V92H222ZM228 91V90H227ZM247 91H249V90H247ZM260 91V92H261ZM173 92V91H172ZM171 92V93H172ZM177 92V91H176ZM178 92H182V90L180 89V91H178ZM198 92H200V91H198ZM235 91H233V93H234ZM264 92V91H263ZM2 93V94H1ZM89 93V92H88ZM129 93V92H128ZM127 93V94H128ZM140 93V92H139ZM146 93V92H145ZM175 93V92H174ZM201 92H200V95L202 94ZM79 94H80V96L81 95H83V97L84 96H87V91H85L84 89L83 90H81V91H79ZM102 94V93H101ZM177 94L178 93H176V96H171V97H175V99H174V101H170L169 99L167 100V102H168V104H169V107H171V108H174V106L176 107V106H178V105H180L181 106V104L179 103L180 101H183V102H185L184 100L188 97V92L186 91V92H183V93H179L178 95L179 96H177ZM219 94V93H218ZM236 94H239V95H241L242 96V94H243V92L241 91V93H240V91H238V92H236ZM129 95V94H128ZM128 95H125V96H128ZM137 95V94H136ZM144 95V94H143ZM147 95V94H146ZM163 95V94H162ZM168 95V94H167ZM232 95V94H231ZM235 94H233V96H234ZM79 96V97H80ZM132 96V95H131ZM134 96H135V94H134ZM139 96V95H138ZM141 96V95H140ZM139 96V97H140ZM206 96V95H205ZM203 97L205 100H203V102L201 101V99H202V97H200V100H198V102H201V103H197V105L193 108V109H187V111H188V113H190V115H192L193 113H195V111L197 112V113H199V112H201V111H206V109L208 110H211V111H214L215 113H216V116H220L221 114H229V115H236V116H238L237 114H235V111H236V109H234L235 111H233V109L230 107V106H228V105H226V104H222V103H220L219 102V100L217 101V100H215L213 97H210V95L208 96V94H207V97ZM82 97V96H81ZM124 97V96H123ZM122 97V98H123ZM143 97V96H142ZM208 97H210V98H208ZM220 97V96H219ZM231 97V96H230ZM249 97H250V95H249ZM255 97V96H254ZM144 98H146V96L144 97ZM144 98H143V100H144ZM169 98V97H168ZM241 98V97H240ZM239 98V99H240ZM251 98V97H250ZM253 98V97H252ZM120 97H119V100L118 101H120ZM125 99V98H124ZM131 99V97H129V100ZM136 99H137V97H136ZM171 99V98H170ZM236 99V98H235ZM100 100V99H99ZM122 100V99H121ZM142 100V101H143ZM248 100V99H247ZM177 101H179V102H177ZM124 102V101H123ZM122 102V103H123ZM120 103V102H119ZM176 103H177V105H176ZM225 103V102H224ZM232 103V102H231ZM123 104H125V103H123ZM184 103H182V105H183ZM79 105L81 106V104L79 103ZM122 105V104H121ZM126 105V104H125ZM248 105V104H247ZM108 106V105H107ZM124 106V105H123ZM145 106V105H144ZM144 106H142L143 108H144ZM173 106V107H172ZM240 106V105H239ZM250 106V105H249ZM183 107H186V106H184L183 105ZM182 107V108H183ZM238 107V106H237ZM259 107V106H258ZM121 108H123V107H120V109ZM157 108V107H156ZM181 108V107H180ZM181 108V110H183ZM187 108V107H186ZM186 108L184 109V110H186ZM244 108V107H243ZM115 109V108H114ZM114 109H112V108H107L106 107V115L107 116H105V117H109V114H110V117L109 118H113V122H112V124L114 125V127L116 126H120V127H124L125 128V126H129V125H127L128 123L130 124V122H132V126H135V125H137L138 123H142V124H144V122L145 123H147V119H149L150 118V113H149V111H141V112H139V114L136 116V117H132V118H130V119H128V116H127V112H128V110H126V108L124 107L123 108V110L122 111H120V109L118 110V111H116V110H114ZM169 109V108H168ZM255 109V108H254ZM261 109V108H260ZM83 110V114H85V111ZM173 110V109H172ZM177 110H178V107H177ZM256 110H258V108L256 109ZM4 111V112H3ZM161 111V110H160ZM168 111V110H167ZM186 111V112H187ZM203 111V112H204ZM158 112V111H157ZM172 112V111H171ZM104 113V112H103ZM130 113V112H129ZM182 113V112H181ZM214 113V114H215ZM237 113H238V111H237ZM248 113V112H247ZM131 114V113H130ZM213 114V115H214ZM257 114V113H256ZM4 115V114H3ZM11 115V116H10ZM113 115V116H112ZM164 115V114H163ZM180 115V114H179ZM186 115V114H185ZM241 115V114H240ZM261 115V114H260ZM153 116V115H152ZM159 116V115H158ZM184 116V115H183ZM187 116V115H186ZM189 116V115H188ZM194 116V115H193ZM215 116V115H214ZM3 117V116H2ZM129 117H131V115L129 116ZM154 118H156V116H153ZM160 117H161V115H160ZM159 117V118H160ZM178 117V116H177ZM182 117V116H181ZM185 117V116H184ZM189 117H191V116H189ZM188 117V118H189ZM195 117H198V116H195ZM221 117H223V116H221ZM83 118V117H82ZM87 118V117H86ZM89 118V117H88ZM162 118V117H161ZM164 118H165V116H164ZM163 118V119H164ZM192 118V117H191ZM194 118V117H193ZM219 118V117H218ZM218 118H217V120H218ZM85 119V118H84ZM90 119V120H91ZM127 119H128V121H127ZM169 119V118H168ZM183 119V118H182ZM185 119V118H184ZM197 119V118H196ZM223 119V118H222ZM240 119H241V117H240ZM108 120V119H107ZM112 120V119H111ZM129 120H130V122H129ZM177 120V119H176ZM188 120V119H187ZM242 120V119H241ZM244 120V119H243ZM62 121V120H61ZM104 121V120H103ZM149 121V120H148ZM152 121V120H151ZM160 121V120H159ZM181 121V120H180ZM180 121H179V124H180ZM185 121V120H184ZM184 121H182V122H184ZM194 121V120H193ZM251 121V120H250ZM165 122V121H164ZM60 123V122H59ZM58 123V124H59ZM102 123V122H101ZM185 123H186V121H185ZM239 123V122H238ZM57 124V125H58ZM151 124V122L148 124H146V125H148L145 129L147 130V129H149V128H151L150 129V132H151V130H153L154 128L153 127H151L152 126V124H151V126H149ZM179 124H178V126H179ZM184 124V123H183ZM217 124V123H216ZM223 124V123H222ZM15 125V124H14ZM32 125V124H31ZM60 125V124H59ZM104 125V124H103ZM185 125V124H184ZM183 125V126H184ZM196 125V124H195ZM234 125V124H233ZM241 125V124H240ZM239 125V126H240ZM138 126V125H137ZM141 126V125H140ZM226 126H228V125H226ZM236 126V125H235ZM238 126V125H237ZM15 126H13V128H14ZM17 127V128H16ZM16 131H17V129L19 128L18 126H17V124H16ZM113 126H111V127H109L108 129H107V131H106V135L108 134L109 135V137H108V140H109V138H111L112 136L114 137V136H116L118 133L120 134V129L121 128H117V130L119 131V132H117V134H116V132L114 133V131H117L115 128H114ZM181 127V126H180ZM188 127V126H187ZM12 128V129H13ZM124 128H122V131L124 130V131H127L128 132V128L127 129H124ZM130 128H131V126H130ZM153 128V129H152ZM156 128V127H155ZM178 128V127H177ZM181 128H183V127H181ZM180 128V129H181ZM194 128V127H193ZM238 128H240V129H242V131H243V128H245V127H238ZM29 129V128H28ZM30 129H32V128H30ZM57 129H58V126H57ZM57 129H55L56 131H57ZM137 129H138V127H137ZM171 129V128H170ZM203 129H205L204 131H202L201 132V135H202V133L203 132H205V133H208V136H209V133H213V130H214V127L211 125V124H207V125H205V127L203 128ZM202 128H201V130H203ZM223 129V128H222ZM233 128H231V130H232ZM248 129H250L251 131H258V132H260V134L258 135V136H256V135H254V136H250V134H249V136H248V138L247 137H241V132H237V135H236V139H234V140H230L228 143H230V147H228L229 149H231V151H230V153H229V151L227 152V153H229V158L230 159H235V154L236 153H234L235 151V149H237V148H234V146H237V143L239 142V141H241V139H243V141L245 140L246 142H248L250 145H251V150L250 151H252V153L254 152L253 151V149L255 150V149H260L261 150V153L263 154V155H261L262 156V159H263V157H264V123H262V124H258V123H255V124H251V125H249V127H248ZM103 130V129H102ZM103 130V131H104ZM134 130V129H133ZM146 130H144V132H141V133H139V135L141 134V136H138V137H141V140H144V138H145V136H146V139H147V137H148V135L146 134ZM192 130V129H191ZM30 131H32V130H30ZM98 131V130H97ZM200 131V130H199ZM230 131V130H229ZM57 132H59V130L57 131ZM101 132V131H100ZM136 132V131H135ZM149 131H147V133H148ZM149 132V133H150ZM158 132V131H157ZM188 132V131H187ZM248 132V131H247ZM102 133V132H101ZM100 133V134H101ZM134 133V132H133ZM152 133V132H151ZM150 133V134H151ZM233 133V132H232ZM243 133V132H242ZM255 133V132H254ZM17 134V133H16ZM103 134V133H102ZM116 134V135H115ZM118 134V135H119ZM157 134V133H156ZM155 134V135H156ZM182 134V133H181ZM197 134V133H196ZM5 135V134H4ZM92 135V136H91ZM96 135H97V137H98V134L96 133ZM105 135V136H106ZM117 135V136H118ZM123 135H125V134H122L121 136L123 137ZM127 135V134H126ZM125 135V136H126ZM152 135V134H151ZM151 135H149V136H151ZM154 135V134H153ZM179 135V134H178ZM188 135H190V134H188ZM207 135V134H206ZM101 136V135H100ZM104 136V135H103ZM125 136L123 137V138H125ZM193 136V135H192ZM243 136V135H242ZM2 137H3V135H2ZM1 137V138H2ZM5 137V136H4ZM3 137V138H4ZM89 137V136H88ZM92 137V138H91ZM107 137V136H106ZM137 137V138H138ZM153 137V136H152ZM190 137V136H189ZM188 137V138H189ZM217 137V136H216ZM10 138V137H9ZM95 138H96V136H95ZM143 138V139H142ZM151 138V137H150ZM156 138V136L154 137V139ZM187 138V139H188ZM227 138V137H226ZM100 139V138H99ZM105 139V138H104ZM103 139V140H104ZM107 139V138H106ZM134 139V138H133ZM136 139V138H135ZM149 139V138H148ZM181 139V138H180ZM1 140V139H0ZM19 140V141H20ZM101 140V139H100ZM111 140V139H110ZM109 140V141H110ZM123 140V139H122ZM137 140V139H136ZM139 140H140V138H138V141H136V143L138 142L139 143ZM140 140V141H141ZM186 140V139H185ZM7 141V142H8ZM148 141H150V139L148 140ZM147 141V142H148ZM154 140H152V142H153ZM197 141V140H196ZM234 141H238V142H234ZM111 142V141H110ZM123 142H124V140H123ZM126 142V141H125ZM122 143L123 144V147H124V144H126V143ZM174 142H177V143H173V146H171L172 144H170L169 146L171 147V148H173L174 146L175 147H177V146H180V142H178V140L176 139ZM141 143V142H140ZM139 143V144H140ZM178 143H179V145H178ZM121 144V145H122ZM142 144H143V142H142ZM241 144V143H240ZM127 145V144H126ZM152 145V144H151ZM184 145V144H183ZM19 146V145H18ZM74 146V148H73V151H72V153H71V147H73ZM143 146V145H142ZM168 146V145H167ZM193 146V145H192ZM113 147V146H112ZM120 147V146H119ZM155 147V146H154ZM174 147V148H175ZM186 147V146H185ZM70 148V149H69ZM153 148V147H152ZM216 148V147H215ZM227 148V149H228ZM234 148V149H233ZM122 149H124V148H122ZM121 149V150H122ZM153 149H155V148H153ZM162 149V148H161ZM202 149V148H201ZM56 150V151H55ZM149 150V149H148ZM151 150V149H150ZM165 150V149H164ZM171 150V149H170ZM186 150V149H185ZM190 150V149H189ZM192 150V149H191ZM69 151H70V154H69ZM163 151V150H162ZM234 151V152H233ZM3 152V151H2ZM22 152V151H21ZM57 152H59L58 154H57ZM63 153V152H62ZM96 153H95V155H96ZM116 153V154H115ZM132 153H134V152H132ZM174 153V152H173ZM226 153V154H227ZM5 154V153H4ZM74 155V156H79V155ZM86 154V153H85ZM136 154V153H135ZM149 154V153H148ZM164 154V153H163ZM179 154V153H178ZM190 154H191V152H190ZM22 155V154H21ZM90 155V154H89ZM168 155H170V154H168ZM168 155H165V156H168ZM177 155V154H176ZM228 155V154H227ZM248 155V154H247ZM9 156L11 157L12 156V158L9 160ZM23 156V155H22ZM69 156V157H70ZM83 156V155H82ZM121 157H122V155H120ZM164 156V155H163ZM27 157V158H26ZM85 157V156H84ZM90 157V156H89ZM94 157V156H93ZM109 157V158H108ZM120 159H119V158ZM188 157V156H187ZM227 157V156H226ZM249 157H254V158H257V157H255V156H253V154H249ZM248 157V158H249ZM76 158V157H75ZM83 158V157H82ZM95 158V157H94ZM93 158V159H94ZM148 158V157H147ZM166 158H169V156L168 157H166ZM191 158V157H190ZM246 158V157H245ZM259 158H261V157H259ZM3 159H4V157H3ZM3 159H2V161H3ZM22 159V160H21ZM37 159H38V161H37ZM78 159V158H77ZM229 159V160H230ZM258 159V158H257ZM12 160H14V161H12ZM72 160V159H71ZM73 160H74V158H73ZM247 160V159H246ZM1 161V163H3ZM91 161V160H90ZM81 162V161H80ZM117 162V163H116ZM229 162V161H228ZM232 162V161H231ZM14 163H16L17 165H19V166H17V167H14L15 165H14ZM26 163H27V165L29 166V168H27L26 167ZM70 163V162H69ZM240 163V164H239ZM239 163H236V164H238L237 166L236 165H234V166H232L233 164H228L229 166L228 167H226L225 168V166H224V169L225 170H227V171H239V172H241V171H243V169L245 170V168L248 166V167H250V169H253L252 167H254V166H252L253 164L251 163V161H245V160H243V163H241V162H239ZM6 164V163H5ZM4 164V165H5ZM6 164V165H7ZM39 164V165H40ZM71 164H74V165H76V167H78V165H79V163L77 162V160L75 161L74 160V163H72V161H71ZM222 164V163H221ZM225 164V163H224ZM245 164H248V165H245ZM84 165H86L85 164V162H84ZM84 165H83V167H84ZM160 165V164H159ZM197 165V164H196ZM38 166V165H37ZM82 166V165H81ZM150 166V165H149ZM161 166V165H160ZM160 166H159V168H160ZM83 167H81V168H83ZM221 167H223V166H221ZM9 168V169H10ZM43 168V167H42ZM72 168V167H71ZM74 168H75V166H74ZM202 168V167H201ZM200 168V169H201ZM255 168V167H254ZM77 169H80V165H79V167L77 168ZM248 169V168H247ZM249 169V170H250ZM1 170V169H0ZM28 170V171H27ZM7 171V170H6ZM33 171V170H32ZM44 171H46V170H44ZM50 170H48V171H46V172H41V173H39V175H38V177H39V179H41V178H43V180H44V178L45 177H51V173H53V172H51V173H47V172H49ZM53 171V170H52ZM252 171V170H251ZM250 171V172H251ZM261 171V170H260ZM260 171H259V174H260ZM263 171V170H262ZM8 172H9V170H8ZM35 172V171H34ZM55 172H57V171H55ZM54 172V174H56ZM84 172V171H83ZM216 172V171H215ZM258 172V171H257ZM30 173V172H29ZM31 173H33V172H31ZM59 173V172H58ZM78 173H79V171H78ZM126 173V172H125ZM243 173H245V172H243ZM248 173H249V171H248ZM262 173V172H261ZM38 174V173H37ZM71 174H72V172H71ZM74 174V173H73ZM82 174V173H81ZM217 174V173H216ZM61 175V174H60ZM29 176V175H28ZM56 176L60 179V177L61 178H63L65 181V183H67L69 180H70V178L69 177H71V176H73V175H71V176H69V177H65L63 174H62V176H58L57 174H56ZM80 176V175H79ZM91 176V175H90ZM126 176V175H125ZM222 176V175H221ZM262 176V179H263V177H264V171H263V173L262 174H260V176L259 177H261ZM31 177V176H30ZM37 177V175L34 177L35 179H38V178H36ZM52 177H53V174H52ZM55 177V176H54ZM53 177V178H54ZM55 178V180L52 178V180H54V182L55 181H57V179L58 178ZM78 178V177H77ZM33 179V178H32ZM58 179V180H59ZM82 179H84V178H82ZM60 180H62V179H60ZM71 180H72V178H71ZM70 180V181H71ZM74 180V179H73ZM219 180H221V179H219ZM264 180V179H263ZM38 181H40V180H38ZM42 181V180H41ZM67 181V182H66ZM69 181V182H70ZM46 182V181H45ZM58 182V181H57ZM57 182H56V184H53V183H51L50 185H52V186H55V185H57ZM63 182V183H64ZM73 182V181H72ZM247 182H249V181H247V178H246V175H242L241 177H239L238 178V180H235V181H233L232 183H231V186L229 187V188H227V190H225L224 191V193H227V192H233V188H235L237 191L238 190H242V189H245L244 187H245V185H247V187L249 186L248 185V183ZM27 183V182H26ZM36 183V182H35ZM58 183H60V182H58ZM76 183V182H75ZM251 183H253V182H250V184ZM27 184H29V182L27 183ZM27 184H25L24 183V185H27ZM37 184V183H36ZM47 184V183H46ZM20 185H22V184H20ZM47 185H49V184H47ZM60 185V184H59ZM63 184H61V186H62ZM79 185V184H78ZM252 185V184H251ZM254 185V184H253ZM2 186H0V187H2ZM51 186V187H52ZM50 187V186H49ZM48 187V188H49ZM50 187V188H51ZM70 187V186H69ZM56 188V187H55ZM59 188V187H58ZM68 188V187H67ZM249 188V187H248ZM1 189V188H0ZM62 189V188H61ZM80 189V188H79ZM235 189H234V191H235ZM249 189H251V188H249ZM254 189V188H253ZM12 190V189H11ZM18 190V189H17ZM53 190V189H52ZM54 190H56V189H54ZM66 190H68V189H66ZM232 190V191H231ZM255 191L254 192H248L249 193V196L251 197V198H248V200L250 199L251 200V203H253V201H255V200H257L258 198H259V200L258 201H260V202H262V203H264V187H263V185H262V187H261V185H260V187L258 188L257 187V189H254ZM59 191L60 190H57V192H58V194H59ZM42 192V191H41ZM52 192V191H51ZM50 192V193H51ZM54 192V191H53ZM52 192V195L54 194H57V193H53ZM61 192V191H60ZM71 192V191H70ZM236 192V191H235ZM234 193V192H233ZM252 193V194H251ZM44 194V193H43ZM43 194H42V196H43ZM46 194V193H45ZM58 194H57V196H58ZM92 194V193H91ZM229 195H230V193H228ZM227 194V195H228ZM246 194V193H245ZM36 195V194H35ZM35 195H27V196H25V198L21 201V203L20 204H16L15 203V201H12V202H6V201H8L7 199H6V201L5 202H0V213L1 212H3L4 214L6 213L7 214V216L9 217V218H11L10 219V226H13L15 229H16V227H19V226H22L21 224H22V221H21V223H19V224H17L16 222H15V217L16 216H19L21 213H20V211H22V209H25V207H29L30 208V212L32 213H30V214H28L27 216H26V218L25 219H27V217H29V216H31V217H34V219H29V223L30 224H32V223H34V224H32L31 226H29V228H27L26 230H27V232H25V235H27V238H29L28 236H33V235H35V234H37V233H40L41 235H38L39 236V238H40V241H42V244L43 243H46V242H43V241H45V239H50V234L52 233V235L53 234H57V233H59L60 231H62L63 230V227L62 226H60V228H62V229H60L59 227H58V224H57V222L56 221H58V220H56V218H57V213H58V207L56 208V209H54V211L52 212V214H53V216L51 217V219H46V221H44V224H45V226H46V229H44L43 231H41V230H39V229H37L36 228V222H37V218L35 217L36 215H37V213H39V211L38 210H40V208H41V206L44 204V203H42L41 201L42 200H40V198L39 197H36ZM41 195V194H40ZM62 195V194H61ZM109 195V194H108ZM224 195V194H223ZM49 197V196H48ZM228 197V196H227ZM37 198H38V200H37ZM43 198V197H42ZM41 198V199H42ZM75 199H76V197H75ZM88 199V198H87ZM89 200V199H88ZM1 201V200H0ZM10 201V200H9ZM91 202V201H90ZM249 204H251L250 203V201H247ZM246 202V204H248ZM6 203H8V204H6ZM16 205H15V204ZM87 203H89V202H87ZM10 204H14L13 206H10ZM59 203H57V205H58ZM87 205V204H86ZM94 205V204H93ZM52 206V205H51ZM97 206V205H96ZM95 206V207H96ZM128 206V205H127ZM248 206V205H247ZM98 207V206H97ZM246 207V206H245ZM9 208H11L9 211H8V209ZM43 208V207H42ZM60 209H61V207H59ZM69 208V207H68ZM88 208V207H87ZM217 208V207H216ZM250 208V207H249ZM108 209V208H107ZM51 210V209H50ZM70 210V209H69ZM38 211V212H37ZM49 211V210H48ZM52 211V210H51ZM61 211V210H60ZM252 211H254V210H252ZM68 212V211H67ZM66 211H65V213H67ZM107 212V211H106ZM246 212V211H245ZM255 212H256V210H255ZM259 212V211H258ZM257 212V213H258ZM2 213V214H3ZM64 213V214H65ZM69 213V212H68ZM67 213V214H68ZM102 213V212H101ZM108 213V212H107ZM253 213V212H252ZM51 214V215H52ZM66 214V215H67ZM240 214H242L241 212H240ZM248 215L249 214H251V212H249L248 211V213H247ZM247 214H245L244 213V215L245 216H247ZM39 215V214H38ZM243 216V215H242ZM245 216H243L244 217V219L245 220H247V217H245ZM251 216V215H250ZM259 216H260V214H259ZM69 217V216H68ZM243 217L240 219V217H239V220H241L242 222H243ZM40 218V217H39ZM66 218V217H65ZM57 219H59V217L57 218ZM62 219V218H61ZM60 219V220H61ZM67 219V218H66ZM207 219H209V221L207 222V223H211V217H208ZM236 220H238V219H236ZM238 220V221H239ZM24 221V220H23ZM38 221H40L39 219H38ZM65 221V220H64ZM75 221V220H74ZM238 221H236V222H238ZM43 222V221H42ZM60 222V221H59ZM58 222V223H59ZM62 222H63V220H62ZM78 222V221H77ZM221 222V221H220ZM64 223H66V222H63V226H65L64 225ZM69 223V222H68ZM210 223L207 225V226H209L210 225ZM246 223V222H245ZM250 223V222H249ZM25 224V223H24ZM60 224V223H59ZM222 224V223H221ZM230 224H232V223H230ZM242 225H243V223H241ZM81 225V224H80ZM227 225H228V223H227ZM261 225V224H260ZM25 226V225H24ZM37 226H39V225H37ZM12 227V228H13ZM23 227V226H22ZM81 227V226H80ZM79 227V225L76 223V222H74V223H70V225H66V227L64 228V231H66V232H68V231H70V230H73V229H75V230H77V229H79L80 228ZM206 227V226H205ZM248 227V226H247ZM261 228H259L258 230H257V232H256V234L257 235H262L263 237V239H264V225L262 226H260ZM45 228V227H44ZM89 228V227H88ZM225 228H226V226H225ZM18 229V228H17ZM83 229V228H82ZM85 229V228H84ZM247 229V228H246ZM23 230V229H22ZM86 231H87V229H85ZM119 230H120V228H119ZM78 231V230H77ZM79 231H80V229H79ZM78 231V232H79ZM83 231V230H82ZM122 231V230H121ZM247 231V230H246ZM75 233V231H72L71 233ZM90 232V231H89ZM89 232H85L84 231V235H86V240H88V242H91V243H93V245H94V251L95 252H97V253H99V254H101L102 256H105V257H107L110 261L109 262H107L106 264H156V263H158V259H156V258H154V256L152 257V256H148L149 254H147V256H144V257H146V259L144 260L143 259V253H142V249H143V245H144V239L143 240H140L136 235H131V234H129V235H126V234H124V233H120V232H117L115 235L119 238H121V240H120V244L119 245H111V246H107V244L105 243V241L103 242H101V240H99V239H97V238H95V237H93V234L91 233H89ZM124 232V231H123ZM127 232V231H126ZM69 233V232H68ZM68 233L67 234H65V235H67V237H68ZM70 233V238H71V236L73 237V236H75L74 234L72 235ZM77 233V232H76ZM115 233V232H114ZM128 233V232H127ZM241 233V232H240ZM253 233V232H252ZM24 234V233H23ZM79 234V233H78ZM123 234L125 235V236H123ZM256 234H255V236H256ZM84 235H83V237H84ZM36 236V235H35ZM34 236V237H35ZM114 236V235H113ZM154 236V235H153ZM176 236V235H175ZM238 237L236 238V239H238V241H240V240H242V239H244L245 237H246V233L244 234V232L243 233H241V234H239V235H237ZM33 237V238H34ZM61 237H62V235H61ZM64 237V236H63ZM66 237V238H67ZM115 237V236H114ZM148 237V236H147ZM174 237V236H173ZM254 237V236H253ZM258 237V236H257ZM27 238H26V240H27ZM37 238L38 237H36V240H35V238L34 239H32V240H34L35 242L37 241V243H36V245L38 244V243H40L41 244V242L40 241H38L37 240ZM38 238V239H39ZM57 238V237H56ZM55 238V239H56ZM60 238V237H59ZM69 238V237H68ZM8 238L6 237V236H4V235H1V237H0V241H5V240H7ZM21 239V238H20ZM29 239H31V238H29ZM54 239V240H55ZM111 239H113V238H111ZM146 239H148V238H146ZM151 239V238H150ZM160 239V238H159ZM23 240V239H22ZM21 240V241H22ZM65 240V239H64ZM119 240V239H118ZM149 240V239H148ZM152 241H151V246L153 247L152 248V251H151V254L152 253H158V252H160V250H163V252L164 251H167V249H168V245H166L165 243H163L162 245H160V244H157V245H155V239L153 240V239H151ZM25 241V240H24ZM34 241H33V246L35 245L34 244ZM50 241V240H49ZM56 241V240H55ZM58 241V240H57ZM69 241V240H68ZM237 241V242H238ZM262 241H264V240H262ZM146 242V241H145ZM149 242V241H148ZM160 242V241H159ZM14 243V242H13ZM13 243H11V246L10 247H12L13 246ZM31 243V245H29L28 247H32V242H30ZM157 243V242H156ZM177 243H179V241L177 242ZM39 244V245H40ZM48 244H49V242H48ZM146 244H148V243H146ZM145 244V245H146ZM173 244V243H172ZM176 244V243H175ZM220 244V243H219ZM236 244V243H235ZM35 245V247L34 248H36L37 246ZM45 245V244H44ZM43 245V246H44ZM55 245V244H54ZM92 245V246H93ZM144 245V246H145ZM179 245H181V244H179ZM250 245V246H249ZM248 246L250 247V250H248V251H250V253L248 254H246L244 257H249V259H250V261L252 260V252H253V250H255L256 248H258V247H255L254 245V248H252L253 246H251L252 244H249ZM43 246L41 245V249H43ZM237 246V245H236ZM247 246V247H248ZM260 246V245H259ZM10 247H9V249H10ZM45 247V246H44ZM48 246L46 245V248H47ZM53 247V246H52ZM52 247H51V249H52ZM146 247V246H145ZM171 247V246H170ZM174 247V246H173ZM243 246H241V247H239V246H237V247H235V248H233L231 251L229 250V252H227V256L229 257L230 255L231 256H237V255H239V254H237V252L238 253H241V252H239V251H241V249H243L242 248ZM38 248V247H37ZM59 248H61V247H59ZM178 248V247H177ZM261 248H263V249H260L261 251H264V246H261ZM8 249V250H9ZM33 249V248H32ZM74 249H76V248H74ZM248 248H246L245 250H247ZM259 249V248H258ZM38 250H40V249H38ZM70 250V249H69ZM78 250V249H77ZM10 251H11V249H10ZM9 251V253H7V254H5L4 256L3 255H1L3 258H1V260L3 259V261L0 263V264H10L11 263V261H12V259H14L13 257V255L14 254H12L11 252H13V251H15V250H13L12 249V251L10 252ZM16 251H17V249H16ZM202 251V250H201ZM70 252H71V250H70ZM68 250H67V252H66V254H68V253H70ZM15 253V252H14ZM75 253V252H74ZM166 253V252H165ZM243 253V252H242ZM246 253V252H245ZM72 254H73V252H72ZM159 254V253H158ZM244 254V253H243ZM16 255V254H15ZM69 255V254H68ZM75 255V254H74ZM90 255V254H89ZM153 255V254H152ZM163 255V254H162ZM218 255V254H217ZM241 255V254H240ZM194 256V255H193ZM220 256V255H219ZM243 256H240L241 258L243 257ZM16 257V256H15ZM227 257V258H228ZM243 257V258H244ZM69 258V257H68ZM97 258V257H96ZM223 258V257H222ZM230 258V257H229ZM234 258V257H233ZM242 258V259H243ZM90 259V260H89ZM87 261V264H93V259L92 258H89ZM95 259V258H94ZM235 259V258H234ZM240 258H238V260H239ZM246 261H247V259H245ZM172 258H168V260L166 261L167 262V264H171L172 262ZM244 261V260H243ZM160 262V261H159ZM241 262H242V260H241ZM249 262V261H248ZM252 263V262H251ZM103 264H105V263H103ZM239 264V263H238Z\"/></svg>",
  "mask_w": 264,
  "mask_h": 264
},
{
  "label": "snow or ice",
  "instance_id": "obj_3",
  "mask_svg": "<svg viewBox=\"0 0 264 264\" xmlns=\"http://www.w3.org/2000/svg\"><path fill=\"white\" fill-rule=\"evenodd\" d=\"M11 0H0V10H3ZM59 8L57 15L60 19H65L72 15L74 10L78 6V0H58ZM192 3V0H142L144 7V13L154 21L159 22L166 18L167 15H171L173 12H183L185 8ZM230 6H232V0H228ZM246 17L241 16L239 20L233 22L228 21L225 24V28L233 35L235 43L230 47L225 48L224 53L228 54L231 58V70L233 72L240 71L241 73L249 70L251 65L244 58L242 53V46L245 43L246 32ZM234 25V26H233ZM80 25L73 24L69 32V43H73V37L79 32ZM45 31H48L47 27ZM34 33V37H35ZM76 47H79V41H75ZM40 47V45H36ZM45 53L51 52H63V46H58L55 49L44 48ZM93 57L89 54L82 56L70 55L64 53L59 61L56 63L55 75L48 84L37 91L31 99H24L21 107H26L32 113L33 119L40 120L41 126L47 133V136H33L31 137L32 147L41 151L42 153H51L54 149L60 148V145L56 143L57 137L64 134L66 130L73 129V133L78 136L86 135L88 130V121L82 119L81 107L79 106L77 89L69 81L77 79L78 75L86 74V69L91 66ZM49 66H52V61L49 59ZM114 75L112 80L114 83L126 82L128 77L126 70L123 67L113 69ZM103 100H113L111 96H105ZM113 103H116L113 101ZM98 110L106 112V107L103 106V101L98 100L96 102ZM118 106V105H117ZM163 108L165 109L166 116L168 115L167 109L169 104L164 102ZM66 110V111H65ZM56 113H64L69 118H72V123H63L59 125V132L54 129V116ZM115 141L116 138L113 137ZM117 145L119 142L116 141ZM224 151L223 142L221 148L213 154L210 158L214 160L216 156H219ZM65 158H67L65 154ZM131 164V160H127L122 165V169H126ZM26 167H28L26 163ZM214 168L211 163L207 165V173L209 180L203 182V188L196 181L195 176L182 177L177 180L171 187H165L163 189L157 188L156 190V206L138 222L136 220H130L128 225L131 226L133 232L140 240L144 239L145 233H153L157 235L159 240V234L163 233L168 235L171 239L173 232H182L188 239H183L179 247L180 257H184L185 253L192 249L197 256H199L202 247L207 248L208 238L212 237L218 239V243L221 245L229 243L237 238V230L243 231V225L239 222L228 224L225 231V227L221 224L223 217L215 208L211 205L220 204L223 202V188H215L217 178L214 175ZM31 175V173H26ZM125 172H121V176H124ZM93 180L96 177L92 178ZM47 182L51 184L52 178L45 177L40 183ZM29 183H33L29 181ZM35 186V185H34ZM118 187V185H117ZM37 191L40 189L37 187ZM47 190V187L44 189ZM72 194L65 193L64 198L68 199ZM94 200L97 194H89ZM151 198V194H149ZM82 197H76L79 202ZM99 207V205H97ZM227 207V205H224ZM105 212L108 205L103 206ZM119 212V210H118ZM211 217V224L205 230H199L196 227H190V225L203 226L208 222V217ZM15 222L21 223L22 218L16 216ZM27 219H34V217H27ZM124 227V226H122ZM115 235V233H113ZM64 237H60V243L57 247L62 246ZM235 248V244H230ZM172 252V248L168 249ZM226 255V253H225ZM254 264H264V251L260 249L253 250L252 253ZM189 264H194V257L187 256ZM204 264H222V256H209L204 257Z\"/></svg>",
  "mask_w": 264,
  "mask_h": 264
}]
</instances>
